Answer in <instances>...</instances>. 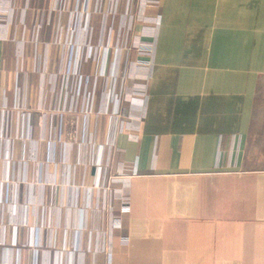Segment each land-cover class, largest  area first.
Instances as JSON below:
<instances>
[{"label":"crops","instance_id":"1","mask_svg":"<svg viewBox=\"0 0 264 264\" xmlns=\"http://www.w3.org/2000/svg\"><path fill=\"white\" fill-rule=\"evenodd\" d=\"M0 264H264V0H0Z\"/></svg>","mask_w":264,"mask_h":264},{"label":"built area","instance_id":"2","mask_svg":"<svg viewBox=\"0 0 264 264\" xmlns=\"http://www.w3.org/2000/svg\"><path fill=\"white\" fill-rule=\"evenodd\" d=\"M85 11H86V9H84ZM78 13H80V14H82L83 13V11H77V13H74V15H76V14H78ZM109 179H108V181H107V183H106V187H111L112 185H113V179L115 178V176L114 175H109V177H108Z\"/></svg>","mask_w":264,"mask_h":264}]
</instances>
